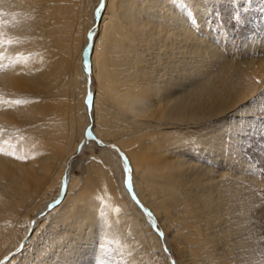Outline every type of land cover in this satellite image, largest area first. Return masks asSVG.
I'll return each mask as SVG.
<instances>
[{"label":"bare ground","instance_id":"1","mask_svg":"<svg viewBox=\"0 0 264 264\" xmlns=\"http://www.w3.org/2000/svg\"><path fill=\"white\" fill-rule=\"evenodd\" d=\"M99 2L0 0V261L27 241L24 258L9 264H74L96 239L95 250L135 264L153 239L131 193L187 264H264V158L239 167L216 127L260 107L252 104L264 99L255 96L264 90V41L233 22L220 33L224 49L202 22L209 0H106L96 20ZM95 24L88 60L102 94L97 102L87 95L104 109L96 129L125 153L135 186L126 190L122 161L101 149L108 166L89 159L83 178H69L61 194L67 161L85 137L76 89ZM41 213L21 234L22 219Z\"/></svg>","mask_w":264,"mask_h":264},{"label":"rangeland","instance_id":"2","mask_svg":"<svg viewBox=\"0 0 264 264\" xmlns=\"http://www.w3.org/2000/svg\"><path fill=\"white\" fill-rule=\"evenodd\" d=\"M105 1L106 0H103V5H102L101 2H99V4L101 3V7L99 8V10H97V8H96V10L93 13L94 14L93 16L94 17H97V19L100 17L101 12L104 10ZM215 1L216 0H209L208 4H206L205 9H206L207 13H206V17H204V20L202 22L205 23V24H203L204 27H207L209 25L214 30L216 29L215 31L212 28H211L212 30H209L210 27L208 26L209 29H207V30H209V31H207V32L209 33L211 31H214L215 34H213V39H214V36H215L216 42H220L221 41L223 43V45H222L223 48L225 47V43H224L225 41L224 40L226 39V36H223V35L224 34L226 35V33H228L227 31H229V29L231 28L230 25L233 22H234L233 25H236V29H238V30L239 29H242V28H248L247 29L248 30V33H251L252 32L255 35L258 34L260 38H261V35H264V24H263L264 23V13L261 11V10L264 11V7H262V6H264V1L263 0H260L261 2L259 0L258 1L256 0L252 4V6L250 7V9H247L245 4L240 5V7H238L239 4H240V2H242V0H218L216 2ZM234 1H236V2H234ZM237 3H239V4H237ZM235 4H237L238 6H236ZM209 5H210V7H209ZM227 6H229V7L227 8ZM208 8H210V9H208ZM214 8H216L215 9V12L214 11L211 12V9H214ZM225 8H226V10L223 13V11H224ZM240 8H241V10H238ZM219 9H220V12L218 11ZM255 9L258 12H256ZM231 10H233V11H231ZM250 10H252V11L251 12H248ZM238 11H240V12H238ZM247 12H248V14H247ZM217 13H219V14H217ZM230 13L233 16L232 18H231ZM238 13H239V18L242 17V18H240L241 20H239V18H238ZM243 13L244 14L246 13L245 15L247 17ZM217 15H218V17H217ZM227 15H229V17ZM240 15H242V16H240ZM244 16L246 17V19H245ZM256 16H257V18H256ZM213 17H214V19H213ZM236 17H237V19H236ZM216 18H217V20H216ZM225 18H227L228 21ZM250 18H251V20H250ZM211 20L214 23H215V21L217 23L214 25V23ZM230 20H232V21H230ZM246 20H248L249 23H251L252 25L250 24L249 27H246L244 25ZM235 21L238 22V23H236ZM221 23H224V24H221ZM195 25H196V28H197L198 23H195ZM216 25H218V27ZM237 25L239 27H237ZM255 25L256 26L258 25V26L256 27ZM259 25H260V27H259ZM259 28H261V29L263 28V29L260 30ZM221 29H223V30L221 31ZM233 29H234V27H232V30ZM220 33H222L223 35L220 36L221 35ZM98 35H99V29H98V27H96V24L95 25H92L91 26V30H90V32L88 34V39L90 40L91 43L88 45V48L85 49V50H87V53L88 54L91 53L90 51H92L94 49V45L96 43L95 41L98 40V38H97ZM220 38L221 39L225 38V39L221 40ZM260 38H258V39L261 40V41H264V40H262ZM234 41H232L233 44L232 43L231 44L236 49L237 48L236 47L237 44H234L235 43ZM254 41H256V40H254ZM251 46L253 47L254 45L251 44ZM252 53H256V51L255 52H251L250 54H252ZM83 63H84V61L82 59V61L80 63V67H81L80 70L81 71H80V74H78V78H77L78 79V87H77L76 90L78 92L77 94H78V97H79L77 99V101H78L77 102L78 113L80 111L79 115H82V117L85 116V118H86V122L84 123V126H82V129H81V132H80L81 134L84 133L85 137H84V140L82 141V143L80 144L79 148L73 154L70 155V158L67 161V164H66L64 173H63L62 178H61V184H62V193L61 194H63L65 192L66 187H67L66 185H68L69 178L71 179V181H73V179L74 180H77L79 178H83V176H84V165L86 164V162L89 159L94 158V159H96V161H98V162H101L102 161V164L103 165L108 166L107 161L104 160L103 156L100 153L101 149L102 150H106V151H110V152H114L119 157V159L122 161L123 185L126 188V190H128V191L131 190L132 191V188L135 186V184L133 182V181H135V179H134V173H133L132 166L130 165L129 159H127V157L125 156V153L123 151L116 150L115 149V147H114L115 145H114L113 142L107 141L105 137H101L100 136V133H98V131L96 129V125L98 123H100V119L99 118L102 116V114L105 113V111L101 107V105H100L99 102L96 104V107L94 109L92 107V101L90 102V104H87V93L90 92L92 99H95V100H96L95 97L101 95L102 93L100 92V90L97 88V85H96V69L94 68L95 70L93 69V71H92V68L91 69L89 68V66H90V61H89L88 62L89 63L88 64V68L85 69V67H84V69H85L84 70L83 67H82V64ZM91 72H94V74H92ZM261 89H262V91H259L260 93L258 92L259 94L257 93V95H255V96H258L259 95L258 97L261 98V96L263 94V97L262 98H264V90H263V88H261ZM81 91H83L84 93H82ZM254 99H256V98L254 97L253 100ZM262 100L260 101L261 103H258L257 104V102H256L255 104H252V105H255V106H258V105L260 106V107H257L258 110H255V112H251L252 114L249 111L250 109L249 108H246L244 110H247L249 113L243 114V112H235L233 115L231 114L233 116L232 117L233 119H229V120H231L232 123L231 122L228 123L227 120H225L226 118L225 119H222V120H225V122H223V123H220L221 120L219 122H216V123H218L217 125H219V126L216 125L217 130H218L217 132L218 133L220 132L219 133L220 135L222 134L220 137H222L223 139L225 138V140L227 139L229 141V145L231 146L230 155L234 156V158L237 160V162L238 161L240 162V163L238 162L239 164H237L239 167H241V166L243 167L244 165H247L250 168L251 167H254V166L257 167V163L260 161V159L264 158L263 157L264 156V141L261 140V138L264 140V137H263L264 136V129H263L264 128V124H263L264 123V114H263L264 113V109H263V107H261L262 106L261 104L264 103V99H262ZM96 102H97V100H96ZM92 112H95V115L92 116V114H91ZM257 113H259V114L261 113V115H259ZM94 116H96L97 119L94 118ZM236 118L239 119V121H237ZM96 120L98 121L97 124L95 123ZM234 120H235V122H234ZM243 121L246 122V125H245V123ZM241 122H243V123H241ZM236 123H238L239 126ZM231 126H233V127H231ZM235 126H237V127H235ZM222 129H223V131H222ZM226 133H229V134H226ZM262 133H263V136H262ZM230 134L232 136H230ZM248 134H250L251 136H248ZM259 134H261V135H259ZM245 135L248 136L247 137L248 139L246 138ZM243 136H245V139H244ZM241 138H243V139H241ZM246 139H247V141H246ZM244 140H245V142H244ZM235 143H237V144H235ZM90 146L92 148H89ZM255 149H258V151L255 150ZM252 150H254V151H252ZM251 151H252V154H254V155L251 154ZM246 154H247V156H246ZM245 158H246V160H245ZM249 167L247 169L244 168L246 170V172L244 171V169H243L242 172L244 174H247V173L249 174V172H248ZM113 174H115V171H113ZM256 176H258L259 178H261V175H259V174L256 175ZM115 180L118 182L119 181L118 177H116ZM133 184H134V186H133ZM118 186H119V189H120V184H118ZM128 198L131 200V202L134 203L135 209L143 217V219H144L143 223L146 226V231L149 233V236L153 239L152 240L153 241L152 242V246L149 248V251H147V250H144V251L140 250V251H138V254H137L138 255L137 256L138 259H137V261H136L135 264H146V263L147 264H187L186 262H184V259L185 258H183L182 255L175 249L173 243L171 241L170 242H166V240H164V233L165 232H164V229L162 228V226H161V224H160V222H159L158 217L156 216V214L153 213L151 210H149V211L146 210L147 209L146 204H145V202L139 196H136V195L134 196V194L132 196L131 193H129ZM42 215H43V213L37 214V215H35V214L31 215L28 224H26L27 222L25 221V218L22 219V221H21V228L27 229V227H28L29 231L31 232V230L36 226V224H38L40 222V220L42 218ZM23 220H24V222H23ZM45 224H46V226H45ZM45 224H44V227L46 228L47 225H48V223L45 222ZM64 227H65L64 225H60V229L57 231V233L63 232L65 230ZM23 229L20 230L21 231L20 232L21 234L25 231V229L24 230ZM150 232H152V233H150ZM83 241H85V239ZM83 241L81 243H83ZM89 242H90V240L87 241V243L84 244L85 246L82 245V246H84V248L87 247V249H88L87 252L88 253L81 251V253L79 254V256H77V258L79 260L77 259L76 262H74V264H77V263L78 264H100V263L101 264H130V263H128V260L127 261H123V263H116L113 260V255L112 256L110 255V256L107 257V254H103V252H100V251L95 250V248L97 249L98 248V245H99L98 240L95 239V241H94L93 244H91ZM28 244H29V246H27ZM88 246H90V248H88ZM27 247H30V242H27V241L25 242V244L18 245L15 250L11 251V253L9 254L10 256L9 257H7V256L4 257L0 261V263L1 264H9V261L11 260V258H13V257L14 258H17L18 256H19L18 258H21V257L25 256V251L24 250ZM20 251L22 252V255H21V252ZM94 251H95V253H94ZM14 252L15 253L17 252V253L15 254ZM18 252H19V254H18ZM143 254H145V255H143ZM15 255H16V257H15ZM116 255H118V254H116ZM91 257L94 260L91 259ZM81 259H83V260H81ZM20 260L21 259H18V261L17 262H13V264H18ZM33 263H35V260H31V262H29V264H33Z\"/></svg>","mask_w":264,"mask_h":264},{"label":"water","instance_id":"3","mask_svg":"<svg viewBox=\"0 0 264 264\" xmlns=\"http://www.w3.org/2000/svg\"><path fill=\"white\" fill-rule=\"evenodd\" d=\"M101 7V3L99 4V6L97 7V10H99V8ZM96 20H97V17H96ZM90 32V31H89ZM91 42H90V40H89V43H88V45L90 44ZM88 45H87V47H86V49L88 48ZM85 54H84V59H85V65H86V68H87V65H88V53H87V50H85V52H84ZM90 98H89V95H87V104H90Z\"/></svg>","mask_w":264,"mask_h":264},{"label":"snow or ice","instance_id":"4","mask_svg":"<svg viewBox=\"0 0 264 264\" xmlns=\"http://www.w3.org/2000/svg\"><path fill=\"white\" fill-rule=\"evenodd\" d=\"M101 3L103 5V0H101ZM17 103H19V101H17ZM17 159H22V157H16Z\"/></svg>","mask_w":264,"mask_h":264}]
</instances>
